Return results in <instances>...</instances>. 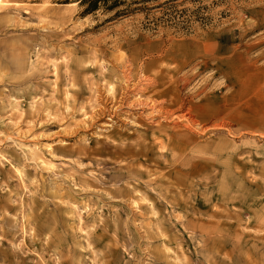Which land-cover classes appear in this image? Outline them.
<instances>
[{"label":"rangeland","instance_id":"obj_1","mask_svg":"<svg viewBox=\"0 0 264 264\" xmlns=\"http://www.w3.org/2000/svg\"><path fill=\"white\" fill-rule=\"evenodd\" d=\"M81 1L0 0V264H264V0Z\"/></svg>","mask_w":264,"mask_h":264},{"label":"bare ground","instance_id":"obj_2","mask_svg":"<svg viewBox=\"0 0 264 264\" xmlns=\"http://www.w3.org/2000/svg\"><path fill=\"white\" fill-rule=\"evenodd\" d=\"M122 79H123V80H122ZM121 80H122L121 82H122V85H123V91H122V92H124V94L126 95V97H128L129 94H130V95L132 94V96H133V94L135 95V94L139 93V90H140V89H143V90H144V89L146 88L145 85L143 86V84H141V85L143 86V87H142L138 82H136V83H132V76L130 75V72H129V71H126V70H124V73H123V75H122ZM119 82H120V81H119ZM144 84H146V86H149L151 83H150L149 80L147 79V80L145 81ZM122 85H121V86H122ZM121 88H122V87H121ZM97 90H98V89H97ZM120 92H121V91H120ZM120 92H119V93H120ZM103 93H104V92H103ZM125 95H124V96H125ZM130 95H129V96H130ZM132 96H131V97H132ZM126 97H123V98L125 99ZM134 97H135V96H134ZM123 98H122V99H123ZM137 98H138V97H137ZM127 99H129V98H127ZM127 99H126V100H127ZM132 99H133V97H132ZM135 99H136V98H135ZM104 100H106V99H104ZM117 100H118V99H117ZM129 100H131V98H130ZM129 100H128V101H129ZM106 101H107V100H106ZM128 101H127V102H128ZM102 102H104V101H102ZM121 102H122V101H121ZM121 102H120V103H121ZM133 102H135V104L138 105L137 108H138V107H140V108H144V107H146V106L148 105V104L144 103L145 101H144V102H141V101H138V102H137L136 100H134ZM133 102L130 101V103H133ZM130 103H129V104H130ZM154 103H155V102H154ZM135 104H134V105H135ZM151 104H152V103H151ZM117 105H119V104H117ZM124 105H125V104H124ZM126 105H127V104H126ZM126 105H125V106H126ZM136 105H135V106H136ZM121 106H123V105H121ZM128 106H129V105H128ZM132 106H133V105H132ZM118 107H119V106H118ZM118 107H117V108H118ZM123 107H124V106H123ZM149 107H150V106H149ZM149 107H148V108H149ZM110 108H111V107H110ZM117 108H115V109H117ZM119 108H120V107H119ZM128 108H129V107H128ZM134 108H135V107H134ZM151 108H153L152 105H151L150 109H151ZM104 109H106V107H105ZM110 110H111V109H110ZM112 110H113V109H112ZM134 110H136V109H134ZM144 110H145V109H144ZM152 110H153V109H152ZM103 112H104V111H103ZM120 112H122V111H120ZM100 113H101V112H100ZM122 113H123V112H122ZM124 113H125V112H124ZM126 113H127V112H126ZM224 113H225V112H224ZM113 114H114V111H113ZM113 114H112V115H113ZM139 114H140V113H139ZM143 116H144V115H143ZM153 116H154V115H153ZM167 116H168V115H167ZM111 117H112V116H111ZM116 118H117V116H116ZM149 118H150V117H149ZM168 118H169V117H168ZM119 119H120V118H119ZM116 120H117V119H116ZM152 120H153V119H152ZM150 121H151V120H150ZM120 122H121V121H120ZM152 122H153V121H152ZM166 134H167V133H166ZM169 136H170V135H169ZM170 139H171V138H170ZM161 141H162V140H161ZM169 143H170V142H169ZM151 144H152V143H151ZM161 145H162V144H161ZM30 152H31V151H30ZM158 195H159V194H158Z\"/></svg>","mask_w":264,"mask_h":264},{"label":"trees","instance_id":"obj_3","mask_svg":"<svg viewBox=\"0 0 264 264\" xmlns=\"http://www.w3.org/2000/svg\"><path fill=\"white\" fill-rule=\"evenodd\" d=\"M84 1L85 0H82L81 2H84ZM100 1H102V2L104 1V4H105V0H94L95 6H93V7L91 6L90 9L94 10L96 8L98 2H100ZM121 2H122V0H112V1H110V4L108 5V8L109 9L117 8L118 6H120L122 4Z\"/></svg>","mask_w":264,"mask_h":264}]
</instances>
